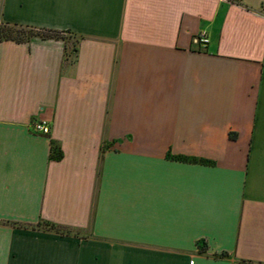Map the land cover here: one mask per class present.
<instances>
[{
	"label": "crops",
	"instance_id": "obj_1",
	"mask_svg": "<svg viewBox=\"0 0 264 264\" xmlns=\"http://www.w3.org/2000/svg\"><path fill=\"white\" fill-rule=\"evenodd\" d=\"M5 24L78 39H0V264H264V0H0Z\"/></svg>",
	"mask_w": 264,
	"mask_h": 264
},
{
	"label": "trees",
	"instance_id": "obj_2",
	"mask_svg": "<svg viewBox=\"0 0 264 264\" xmlns=\"http://www.w3.org/2000/svg\"><path fill=\"white\" fill-rule=\"evenodd\" d=\"M11 26L19 27L18 30H14L10 28ZM16 32V33H14ZM61 33H71V32H64V31H56V30H47V29H39L34 27H24L19 26L16 24H5L0 27V39L5 40H13L16 42H28L33 37L41 38L43 40L46 39H56V40H63L62 37L59 36ZM68 46H65L67 49ZM76 46H73L72 51H76ZM59 156V155H58ZM49 226V224H47ZM51 229L60 230V228L50 225Z\"/></svg>",
	"mask_w": 264,
	"mask_h": 264
},
{
	"label": "built area",
	"instance_id": "obj_3",
	"mask_svg": "<svg viewBox=\"0 0 264 264\" xmlns=\"http://www.w3.org/2000/svg\"><path fill=\"white\" fill-rule=\"evenodd\" d=\"M198 42L206 44L208 42L207 36L203 33L198 37ZM30 129L39 134L49 136L51 134V125L45 120H32L30 122Z\"/></svg>",
	"mask_w": 264,
	"mask_h": 264
},
{
	"label": "rangeland",
	"instance_id": "obj_4",
	"mask_svg": "<svg viewBox=\"0 0 264 264\" xmlns=\"http://www.w3.org/2000/svg\"><path fill=\"white\" fill-rule=\"evenodd\" d=\"M10 28L14 29V30H18L19 27H15V26H11ZM16 33V32H14ZM60 37L63 38V41L66 43V45L68 46V50L73 49V46L76 45L77 43V37L71 33H61L59 34ZM35 38V37H33ZM32 39V38H31Z\"/></svg>",
	"mask_w": 264,
	"mask_h": 264
}]
</instances>
